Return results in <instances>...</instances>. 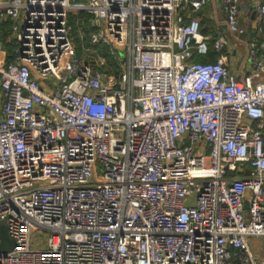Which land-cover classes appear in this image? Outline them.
<instances>
[{
    "label": "built area",
    "instance_id": "built-area-1",
    "mask_svg": "<svg viewBox=\"0 0 264 264\" xmlns=\"http://www.w3.org/2000/svg\"><path fill=\"white\" fill-rule=\"evenodd\" d=\"M214 1L0 0V264H264V40L238 78Z\"/></svg>",
    "mask_w": 264,
    "mask_h": 264
},
{
    "label": "crops",
    "instance_id": "crops-1",
    "mask_svg": "<svg viewBox=\"0 0 264 264\" xmlns=\"http://www.w3.org/2000/svg\"><path fill=\"white\" fill-rule=\"evenodd\" d=\"M257 0H241V24L246 32L241 35L231 33L226 34L230 37V43L224 49L227 65L230 70L237 74L238 78H243L244 74L251 69V63L248 56V46L251 40H264V34L255 31L256 10L255 3ZM195 15L201 18L202 31L208 33V25L214 26V31L218 32L225 25L223 12L218 8L215 0L212 5L205 6ZM213 47V46H212ZM218 54L213 52L209 60L215 61ZM205 56H196L197 59H203Z\"/></svg>",
    "mask_w": 264,
    "mask_h": 264
},
{
    "label": "trees",
    "instance_id": "trees-1",
    "mask_svg": "<svg viewBox=\"0 0 264 264\" xmlns=\"http://www.w3.org/2000/svg\"><path fill=\"white\" fill-rule=\"evenodd\" d=\"M89 18H91V16L89 14H85V13H83L79 17L74 15V14H70V18H69L70 19V24L73 25V38H74V40L76 39V41L78 40L79 43H80V46L76 47L77 52H78V54L80 56H87V53H85L83 49H84V47L89 46L91 43H90L89 36H85L84 38H81L79 30H78L80 25H79V22L77 20L78 19L79 20H84L85 23L87 24L88 21H89ZM10 27H11V24H10L9 21H5V22L0 23V40H2L4 42H7L8 39H6V38H7V36L10 35ZM207 32L208 33H205V34L211 35L212 43H213V40H215L217 38L219 31L218 32H216V31H212L211 32V30L208 29ZM6 45H7L6 47H7L8 51L10 53L11 52V46L8 43ZM96 47L99 48V51L101 53L105 54L106 56H109V53L105 50L104 46L98 45ZM213 52H215V51H214V48L211 46V48L209 50V53L207 55H205V57L203 59H200V60L211 61L209 59L212 56Z\"/></svg>",
    "mask_w": 264,
    "mask_h": 264
},
{
    "label": "water",
    "instance_id": "water-1",
    "mask_svg": "<svg viewBox=\"0 0 264 264\" xmlns=\"http://www.w3.org/2000/svg\"><path fill=\"white\" fill-rule=\"evenodd\" d=\"M216 1H217L218 8L222 11L220 0H216ZM221 30L224 32H227V27L224 26V27H222ZM14 246H15V240L10 237L6 224H3L2 225V243H1L0 251L4 252V253L8 252V251L12 250Z\"/></svg>",
    "mask_w": 264,
    "mask_h": 264
},
{
    "label": "rangeland",
    "instance_id": "rangeland-1",
    "mask_svg": "<svg viewBox=\"0 0 264 264\" xmlns=\"http://www.w3.org/2000/svg\"><path fill=\"white\" fill-rule=\"evenodd\" d=\"M208 29L211 30V32H212V31H214V26H212V24H211V25H208ZM8 37H9V36H7L6 39H8ZM74 43H75V46H76V47H77V46H80V43H79L78 40L76 41V39H75V40H74ZM49 236H50V232L47 231V230H41V229H38V230H37V228L33 229V233H32V241H33L34 246H36L37 243H38L40 240L43 241V242L45 243V242L47 241V239L49 238Z\"/></svg>",
    "mask_w": 264,
    "mask_h": 264
}]
</instances>
